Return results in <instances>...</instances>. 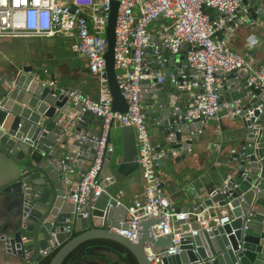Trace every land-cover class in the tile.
<instances>
[{
  "label": "water",
  "instance_id": "1",
  "mask_svg": "<svg viewBox=\"0 0 264 264\" xmlns=\"http://www.w3.org/2000/svg\"><path fill=\"white\" fill-rule=\"evenodd\" d=\"M243 2L252 17L264 18L262 0ZM118 7L119 0H113L106 26L105 76L113 97L112 109L127 112L128 104L117 82L114 65ZM152 38L153 46L149 51L157 54L153 67L165 59L167 68L162 83L155 79L143 81L145 88L153 83L155 87L149 93L158 95L154 98L151 112H160L162 120L160 137L163 143L159 150L169 146L165 151L169 157L158 160V168H162L189 155L201 127L199 123L185 121L181 110H172L162 88L170 81V67H174L177 59L155 34ZM187 47L185 45L182 50L186 51ZM183 59L181 57L180 60ZM185 64L180 62L177 65V85H182L184 76L191 72ZM31 73L32 68L18 67L8 72L5 65H0V264H45L52 255L49 264H64L80 248L84 249V254L70 260L69 264H131L126 254L112 243L124 246L138 264H151L146 253L148 247L158 253L172 244L171 234L156 237L152 232L160 218L143 220L137 241L111 229L128 228L127 206L119 202V196L109 187L114 188L122 179L140 169L134 127L124 126L122 151L114 161L115 151L107 152L101 179L113 177L114 180L102 181L103 191L98 197L92 189L89 191L88 205L81 208L89 213L84 217L66 198L67 194L73 193L75 186L73 189L66 187L64 177L68 170L63 165L82 167V174L88 168V163L83 164L84 158L93 160L95 150L81 154L78 149L81 142H70L66 129L74 125L75 118H79L77 131L89 122L102 126L103 120L98 117L95 122L91 112L81 113V103L71 106L66 92L52 83L53 75L38 72L34 78ZM237 76L243 78L240 88L246 94H239ZM249 76V71L244 69L233 71L217 88L221 94L220 102L232 101L236 95L241 101L237 104L241 111L233 119L241 122L238 133L243 145L228 157V178L201 204L191 208L177 207L176 210L178 213L198 214L213 208L216 210L211 217L215 218L225 208L231 220L223 225L214 224L206 231L196 215L188 219L175 215L174 224L182 225L183 231L181 252L162 256L158 264H264V89L247 87ZM228 88L231 92L225 93ZM249 95L252 97L248 98ZM61 113L64 121H61ZM253 124L255 127H250ZM90 130V140L101 134V130ZM187 134L191 137L184 139ZM91 144L95 145L94 142ZM177 153L179 155L171 156ZM158 177L161 179L159 174ZM67 228L71 232H67ZM192 230L198 233L193 234ZM52 245L57 246V250L44 254L50 252ZM112 252L118 256L112 257Z\"/></svg>",
  "mask_w": 264,
  "mask_h": 264
},
{
  "label": "built area",
  "instance_id": "2",
  "mask_svg": "<svg viewBox=\"0 0 264 264\" xmlns=\"http://www.w3.org/2000/svg\"><path fill=\"white\" fill-rule=\"evenodd\" d=\"M113 0H0V38L9 37H71L75 52L86 57L92 74L100 77L101 88L97 98H92L77 89H64L70 100L81 103V113L87 111L103 120L101 134L91 139L95 143L94 158L88 161V168L73 193L67 194L69 202L76 205V212L88 205L89 191L95 197L103 191L101 172L107 152L111 127L114 124L134 127L138 147V163L145 181L143 196L127 207L128 228L111 229L132 241L139 239L140 224L149 217H158L160 222L152 227L156 237L172 235V244L166 250L154 252L150 247L146 253L151 264H158L162 256L179 254L183 231L174 224V216L188 219L196 215L203 229L209 231L212 225L205 224L204 211L198 214L177 212L176 205L165 196L158 177V160L167 153L159 150L153 142L145 120L143 109V81L165 79L166 60H160L156 67L148 61L149 48L153 46V22L163 20L155 35L172 53L180 52L185 45L186 67L195 71L184 76L182 86L188 90L197 89L187 104L183 118L188 123L204 124L215 117L221 108L228 115L239 114L237 103L220 102L217 91L223 78L240 69L249 71L247 87L264 89V65L251 66L229 43L236 30L245 24H252V16L243 0H119L115 27L114 65L116 78L123 97L128 104L127 112L112 109L113 97L106 78V53L108 42L106 26ZM263 9V8H260ZM176 81L175 78H173ZM56 84V82H52ZM236 106V108L234 107ZM262 105L259 106L260 111ZM179 110V108H175ZM79 118L74 119L77 123ZM73 121V122H74ZM75 124V123H74ZM250 127L254 128L255 125ZM83 141L87 137H82ZM88 140L89 137H88ZM81 154H84L81 153ZM68 170L64 182H71L69 173L73 167L64 164ZM108 178V177H107ZM231 220L229 211L216 218L215 225ZM190 225V223H188ZM71 232L70 228L66 229ZM197 234V230H192ZM52 245L50 252L57 250Z\"/></svg>",
  "mask_w": 264,
  "mask_h": 264
},
{
  "label": "crops",
  "instance_id": "3",
  "mask_svg": "<svg viewBox=\"0 0 264 264\" xmlns=\"http://www.w3.org/2000/svg\"><path fill=\"white\" fill-rule=\"evenodd\" d=\"M262 1V7H264V0ZM252 20V24L242 25L236 30L229 45L248 60L251 66L264 65V18L253 17ZM152 32L155 34L156 26L152 27ZM72 43L73 38L71 37L25 36L0 38V65H5L8 72L18 67L32 68L31 75L34 78L38 76V72H43V75L51 74L55 78L54 82L59 87L77 89L92 98H97L101 88L100 77L90 72L86 57L75 52L72 48ZM172 55L176 57L177 61H175L174 67H170V81L166 82L162 90L169 98L172 110L179 108L183 113L192 94L197 89L188 90L182 85H177L176 81L173 80V78L177 79V74L175 73L177 65L180 62L186 63V60L185 51L183 50L178 53H172ZM181 57H184V59L180 60ZM156 59V52L149 51L148 61L150 65L155 66ZM165 71H167L166 67L163 70L166 77ZM193 74H195V71L191 70L189 75ZM241 83H243V78L237 76L236 86L239 94H246L244 89L240 88ZM154 87L153 83L148 88H145L143 84V109L145 116L149 113L146 123L150 136L153 142L160 146L163 143L160 137V122L162 121L159 116L160 112H151L154 109V98L158 95L149 93L153 91ZM229 92H231V89L228 88L225 93ZM235 97L236 99L232 101L241 104L240 96L236 95ZM250 97L252 95L248 96V98ZM69 102L71 106L79 104L70 99ZM61 115L63 116L61 121H64V115L62 113ZM92 121L97 122V117L93 116ZM74 123V125L66 129L68 140L70 142L80 141L79 152L90 153L94 150L91 144L92 140H88L90 129L101 130L102 126L89 122L81 131H77L78 122L74 121ZM240 125L239 119H233V116L228 115L227 109L221 108L215 117L200 125L201 131L198 133L195 143L191 145L190 153L185 159L178 163L173 162L171 166L158 168L163 192L176 207H195L201 204L203 199L209 197L211 191L221 188V185L229 176L228 164L226 163L228 157L243 145L238 133ZM123 128H125L124 125L120 124H114L111 127L109 136L111 138L110 147L115 151L112 161L121 154ZM84 136L87 137L86 141L82 140ZM190 137L188 134L183 136L184 139ZM168 148L169 146H166L162 150L167 151ZM173 155L179 154H172L171 156L173 157ZM167 157H169L168 153L165 158ZM88 161V159L84 158L83 164L89 163ZM82 170V167H73V172L68 174L71 182L69 184L65 183L68 189H73L77 184ZM113 180V177H108L104 179V183ZM144 188L145 181L141 169L122 179L114 188L109 187L110 190L115 191L119 196V202L127 207H130L136 199L143 196ZM215 210L213 208L207 210L205 213V224L214 225L216 218L227 213V209L223 208L215 218H212L211 213ZM177 226L182 228V225Z\"/></svg>",
  "mask_w": 264,
  "mask_h": 264
},
{
  "label": "trees",
  "instance_id": "4",
  "mask_svg": "<svg viewBox=\"0 0 264 264\" xmlns=\"http://www.w3.org/2000/svg\"><path fill=\"white\" fill-rule=\"evenodd\" d=\"M112 245L115 248H117L119 251L125 253L128 261L131 264H138L136 258L133 256V254L132 253H129L128 250L124 246H122L120 244H117V243H112ZM83 254H84V249L83 248L77 249L76 251H74L70 255V257L67 259V261L64 264H69V261L70 260L77 259V258L81 257ZM52 257H53V255L49 257V259L45 262V264H49V262H50V260H51Z\"/></svg>",
  "mask_w": 264,
  "mask_h": 264
},
{
  "label": "rangeland",
  "instance_id": "5",
  "mask_svg": "<svg viewBox=\"0 0 264 264\" xmlns=\"http://www.w3.org/2000/svg\"><path fill=\"white\" fill-rule=\"evenodd\" d=\"M164 21L161 19V20H157L155 22H153V26L156 28H159V26L163 23Z\"/></svg>",
  "mask_w": 264,
  "mask_h": 264
},
{
  "label": "bare ground",
  "instance_id": "6",
  "mask_svg": "<svg viewBox=\"0 0 264 264\" xmlns=\"http://www.w3.org/2000/svg\"><path fill=\"white\" fill-rule=\"evenodd\" d=\"M111 256L115 258V257L118 256V254H117L116 252H112V253H111Z\"/></svg>",
  "mask_w": 264,
  "mask_h": 264
}]
</instances>
